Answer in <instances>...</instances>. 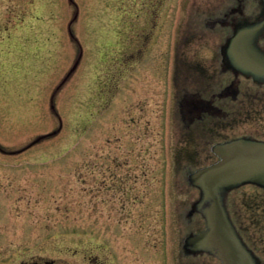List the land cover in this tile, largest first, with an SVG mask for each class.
<instances>
[{
    "label": "rangeland",
    "instance_id": "obj_1",
    "mask_svg": "<svg viewBox=\"0 0 264 264\" xmlns=\"http://www.w3.org/2000/svg\"><path fill=\"white\" fill-rule=\"evenodd\" d=\"M263 90L264 0H0V264H220L264 140L214 141Z\"/></svg>",
    "mask_w": 264,
    "mask_h": 264
},
{
    "label": "flooded vegetation",
    "instance_id": "obj_2",
    "mask_svg": "<svg viewBox=\"0 0 264 264\" xmlns=\"http://www.w3.org/2000/svg\"><path fill=\"white\" fill-rule=\"evenodd\" d=\"M194 74L198 75L199 77L201 76L202 73L205 72H200L199 70L193 69ZM197 76V77H198ZM232 85L234 87L237 86V88H233L231 90H225V92L223 93V96L227 97V96H233L234 99L239 98L240 96L244 95L245 91L240 88L239 86L241 85L239 83V80L236 79V81L232 82ZM260 89V88H257ZM258 91H261L258 90ZM226 94V95H225ZM241 94V95H240ZM262 96H264V90L261 93ZM252 96H256L257 100H254L253 98H251L254 102L256 101H263L264 99H260L257 96H260L259 94L255 93V95L252 94ZM244 97V96H243ZM197 101V100H196ZM251 100H249V107H251V109H248L246 111H250V110H254L256 105H253L250 103ZM189 102H191V104H188ZM186 104V106H188V112H195L197 114H202L204 113L207 115H213V116H218L221 113L220 108L214 107L212 104L209 103H196L193 101H189ZM243 103H240V109L238 110L239 114L237 113L236 116L234 118L231 117L232 120H229V122H227L229 125V127L231 126V128L233 127L234 130H237V132L239 131V127L243 126L242 123V117H243ZM224 113V112H223ZM189 117V116H188ZM216 125V124H215ZM220 125H224V124H220ZM224 127V126H223ZM232 128V129H233ZM238 128V129H237ZM223 129V128H222ZM211 139V138H210ZM226 142L227 140H225V136H219L218 140L214 141L216 144L217 143H223ZM245 187H250V186H244L241 189L245 188ZM251 189V188H249ZM252 189H255L256 192L258 193L257 195H255L254 192H251L249 194H245L244 192H242L240 189V191H238L236 193V195L241 194V203L239 204L240 207H236L238 209L239 212H235L234 215V211L231 212V219L232 222L240 236V238L242 239L243 243L246 245V247L257 257H260V253L257 250V246H261L262 241L264 240V235L261 236L259 235L258 238H256L257 234H264V226H260V222L258 220H260L261 218H264V192L261 191L259 188H254L252 187ZM251 189V190H252ZM262 193V195H261ZM239 197V195L237 196ZM243 199H248V201H245ZM250 201V202H249ZM250 203L248 208H251L254 206V208H251L250 211H246L244 209V204L246 203ZM233 204V202H232ZM252 205V206H250ZM261 211V212H259ZM257 212V213H256ZM262 214V215H261ZM259 215V216H257ZM234 219V220H233ZM264 224V222H263ZM262 238V239H260ZM196 246V245H195ZM262 247V246H261ZM264 253V251H263ZM209 259H212V262H217V260H215L212 257H209ZM25 264V263H23ZM28 264H41V263H28ZM44 264H50L46 261H44ZM94 264H103L101 262H97L95 260ZM216 264V263H214Z\"/></svg>",
    "mask_w": 264,
    "mask_h": 264
},
{
    "label": "water",
    "instance_id": "obj_3",
    "mask_svg": "<svg viewBox=\"0 0 264 264\" xmlns=\"http://www.w3.org/2000/svg\"><path fill=\"white\" fill-rule=\"evenodd\" d=\"M36 141H38V139ZM262 146H264V145H262ZM251 179H252V181H250V182L256 183V184H259L261 182L259 185L264 186V169H260V171H256V172L252 173ZM234 180H235V178H232V176L228 175L225 179V182H232ZM258 181H259V183H257ZM243 182H247V181H243ZM243 182H240V183H243ZM238 184L235 183L234 185L230 186L229 188L228 187L222 188L218 191V193L222 192L225 189L226 190L230 189V188H232ZM218 193H217V195H218ZM217 200H218L217 206L220 208L221 215H223V217L222 218L220 217V219L222 220V223L227 224V226H228L227 228H228V231L230 232L229 235H230L231 239L229 241H226L222 237L221 240L219 239L218 247L212 246V248L209 250L214 252L215 255L222 260L223 264H257L255 258L251 255V253L242 244L241 240L239 239L236 232L234 231L231 224L229 223V220H228L227 215L225 213V209L222 205V199L217 198ZM216 215H217V213H216ZM207 225H208V221H207ZM218 234H220V231H219V228L216 227V228H214V230L206 231L202 235H199L198 237L193 238L191 240V242L195 248H204L207 245V242L212 237V235H213V237L216 238Z\"/></svg>",
    "mask_w": 264,
    "mask_h": 264
},
{
    "label": "trees",
    "instance_id": "obj_4",
    "mask_svg": "<svg viewBox=\"0 0 264 264\" xmlns=\"http://www.w3.org/2000/svg\"><path fill=\"white\" fill-rule=\"evenodd\" d=\"M250 102H253L252 104L256 105L255 109L254 110L252 109L250 111H245L246 115H243L242 117L243 126L239 127V131L233 134L232 136L230 135L228 137H225V140L230 141V140H234L237 138H243L244 135H246L247 137H258L264 140V113L260 109V107L264 105V101L254 102L252 100ZM245 126L249 129L247 128L244 129ZM251 126H253V128H251ZM244 186H250L254 188L258 187L255 184H243L242 187ZM244 200L247 201L248 199H244ZM244 208H245V205H244Z\"/></svg>",
    "mask_w": 264,
    "mask_h": 264
},
{
    "label": "bare ground",
    "instance_id": "obj_5",
    "mask_svg": "<svg viewBox=\"0 0 264 264\" xmlns=\"http://www.w3.org/2000/svg\"><path fill=\"white\" fill-rule=\"evenodd\" d=\"M217 216V215H216Z\"/></svg>",
    "mask_w": 264,
    "mask_h": 264
}]
</instances>
